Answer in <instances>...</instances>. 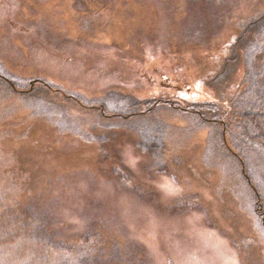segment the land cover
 <instances>
[{"label":"rangeland","instance_id":"374dc122","mask_svg":"<svg viewBox=\"0 0 264 264\" xmlns=\"http://www.w3.org/2000/svg\"><path fill=\"white\" fill-rule=\"evenodd\" d=\"M261 14L264 0H0V264H264V149L231 147L253 193L219 119L186 114L217 104L214 77Z\"/></svg>","mask_w":264,"mask_h":264},{"label":"trees","instance_id":"16d2710c","mask_svg":"<svg viewBox=\"0 0 264 264\" xmlns=\"http://www.w3.org/2000/svg\"><path fill=\"white\" fill-rule=\"evenodd\" d=\"M244 29L246 35L242 41ZM244 29L237 36V38L241 36L240 48L237 45L239 48L237 51L244 52L245 57H240L235 66L228 67L233 56L226 55L227 58L222 62L221 70L214 77V82L217 84L211 85V88L216 91L217 104H194L192 108H189L191 113L186 111V114L198 122H211V117L219 119L220 122L215 124L218 125L217 131L221 132L218 133L221 143L223 142L225 148L239 161L242 174L246 176L245 181L251 185L249 187L252 192L262 193L253 180L251 169L248 171V165L243 161L242 156L234 154L233 150L240 153L244 146L251 147V151L255 148L264 149V51H262V47L264 50V14L256 15ZM258 41L263 42L262 45ZM246 44L253 46L251 54L245 51ZM7 83L10 85L9 81ZM42 84L46 90L48 88L56 94L62 93L60 88L52 87L47 82ZM171 106L174 107V105ZM126 109L127 107L122 108L124 112ZM132 110L133 108L129 109V111ZM213 122L211 125H214ZM255 196H257L255 201L258 219L264 222V198L262 199V196L258 194Z\"/></svg>","mask_w":264,"mask_h":264}]
</instances>
